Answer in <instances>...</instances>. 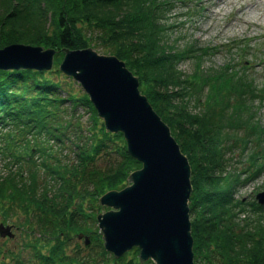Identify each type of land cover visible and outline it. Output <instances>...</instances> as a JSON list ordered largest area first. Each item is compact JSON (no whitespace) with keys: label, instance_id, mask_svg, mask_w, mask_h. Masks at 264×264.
Segmentation results:
<instances>
[{"label":"trees","instance_id":"obj_1","mask_svg":"<svg viewBox=\"0 0 264 264\" xmlns=\"http://www.w3.org/2000/svg\"><path fill=\"white\" fill-rule=\"evenodd\" d=\"M190 1L0 0V47L28 43L58 50L51 71L0 70V124L31 134L24 145L31 155L28 163L37 167L41 162L59 183L44 186L35 176L31 181L22 168L0 179V213L6 219L15 208L25 214L26 246L33 251L25 261L15 250H0V264H143L137 256L116 259L99 237L91 246L71 248L79 232L92 230L88 219L96 220L94 212L86 211L88 200L97 202L107 190L124 186L131 170L140 167L123 134L108 133L89 96L72 91L74 82L58 69L62 48L97 46L96 39L99 48L125 60L139 76L143 91L189 157L195 264H264V205L253 201L249 208L234 197L240 184L264 170V124L253 103L257 88L247 70L230 63L205 71L202 55L210 54L211 47H180L170 40L169 13ZM186 58L197 66L189 75L179 69ZM80 105L90 108V134L75 143V163H63L50 141L81 138L86 130ZM9 136L10 153L19 162L16 134ZM235 148L246 155L244 170L230 169L233 157L228 154ZM110 149L120 160L100 168L98 155H109ZM36 152L40 162L31 159ZM243 173H248L245 179ZM6 198L8 205L2 202ZM132 252L138 255L139 248Z\"/></svg>","mask_w":264,"mask_h":264},{"label":"water","instance_id":"obj_2","mask_svg":"<svg viewBox=\"0 0 264 264\" xmlns=\"http://www.w3.org/2000/svg\"><path fill=\"white\" fill-rule=\"evenodd\" d=\"M63 52L60 69L81 82L107 131L123 132L129 153L143 163L129 175V185L100 198L114 208L98 214L106 248L119 257L139 246L142 262L152 257L156 264H195L188 203L191 164L170 126L140 91L138 76L116 55L91 47ZM55 53L41 45L10 44L0 48V69L50 70ZM257 198L264 204V191ZM0 234L14 236L3 223Z\"/></svg>","mask_w":264,"mask_h":264},{"label":"rangeland","instance_id":"obj_3","mask_svg":"<svg viewBox=\"0 0 264 264\" xmlns=\"http://www.w3.org/2000/svg\"><path fill=\"white\" fill-rule=\"evenodd\" d=\"M167 19L168 23L173 25V28L169 30L170 40L173 43L177 41L180 47L192 44L195 49L204 50L205 47L212 48L210 54L208 51V53L206 52L202 55V64L205 71L209 70V67L219 69L227 63L247 70V73L257 88V96L254 98L253 103L258 107V116L264 124V0H192L187 6L177 5L172 12L169 13ZM94 42L98 43L97 46L91 47L98 53L111 54L98 47L100 44L98 39ZM194 61L195 60L192 58L181 60L179 62V69L182 70L185 75L193 73L196 71L195 68L197 67ZM246 65L248 67H246ZM63 76L65 75L63 74ZM70 79L74 82L71 87L72 91L77 94L85 93L79 82L75 81L73 78ZM140 89L143 94L147 95L143 91L141 84ZM190 103L194 109V99H191ZM79 113L80 121L83 123L85 126L84 129L86 130L81 138L75 137L73 140L66 139L65 142L57 141V143L51 141L53 152L63 163H75L74 161L77 159L78 151L75 143L85 138L87 139L86 136L90 134V127L92 124L90 108L80 105ZM7 133L9 132L6 130L0 133V179L3 180L9 171L16 172L22 168L24 177H27L29 180L32 177L31 181L36 180L43 185L45 184L44 186H49V184L58 185L59 183L53 179V177L48 176L45 170L42 169L40 161V163H38L39 165L37 164V167H35L33 163H28L26 160L19 163L17 162L18 158L14 159L13 155L10 153L11 149L9 150V146L7 145ZM18 138L19 143L16 144H23L26 140L23 136L18 135ZM16 141H18V139ZM17 150H19L18 152L15 151L17 156L18 154L19 156H26L28 153L24 145L18 147ZM110 151L111 153L109 155L105 154V152L98 155L99 159L97 163L100 168L112 166L120 160V155L116 150L112 152V149H110ZM228 156L233 157L232 161H230V169H245V165L247 164L246 155L242 156L241 149L235 148L234 152H229ZM47 161H51V158H48ZM30 164L33 165L30 167ZM141 166L140 164V167ZM140 167L132 169L131 172ZM32 172L35 173V175ZM246 176H248V173L242 174V178ZM123 187L124 186L114 187L112 189H121ZM261 190H264V171L255 178L248 179L241 184L234 192V197L237 200L246 202L245 204L249 205L250 208L251 204H249V202L256 201V195ZM9 200V198L2 199V202L8 205L10 202ZM99 204V201L93 202L88 200L86 211L96 214L97 210L93 208L94 205L97 206ZM107 209L109 208L102 206L101 211L104 212ZM15 211L16 212L12 216L7 218L8 221H6V218L4 219V214L0 213V222L16 223L18 226L14 231L16 235L14 239H5L0 236V250H15L17 253L21 254L22 259L27 261L32 259L33 256L31 248L26 246L28 241V236L26 234L28 224L25 223V214L18 208H15ZM246 214L247 212H243L241 218H244ZM190 217L192 218L191 212ZM88 224L92 229L91 234L96 238H101V235H99L100 230L98 229V222L90 218L88 219ZM98 243V240H96L93 246L98 248ZM76 244L83 246L84 242L75 237L71 241L72 250H75ZM126 255V260L128 258H136V256L138 258V255L132 251ZM120 264H125V261ZM151 264L154 263L151 262Z\"/></svg>","mask_w":264,"mask_h":264}]
</instances>
